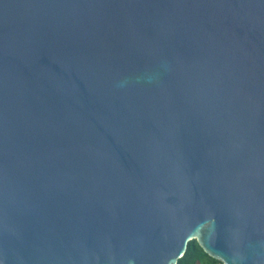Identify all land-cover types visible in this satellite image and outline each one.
Returning a JSON list of instances; mask_svg holds the SVG:
<instances>
[{
	"label": "water",
	"instance_id": "1",
	"mask_svg": "<svg viewBox=\"0 0 264 264\" xmlns=\"http://www.w3.org/2000/svg\"><path fill=\"white\" fill-rule=\"evenodd\" d=\"M264 264V0H0V264Z\"/></svg>",
	"mask_w": 264,
	"mask_h": 264
},
{
	"label": "trees",
	"instance_id": "2",
	"mask_svg": "<svg viewBox=\"0 0 264 264\" xmlns=\"http://www.w3.org/2000/svg\"><path fill=\"white\" fill-rule=\"evenodd\" d=\"M177 264H222L208 255H206L202 249L198 246L196 241H191L187 245V249L182 258H180Z\"/></svg>",
	"mask_w": 264,
	"mask_h": 264
}]
</instances>
